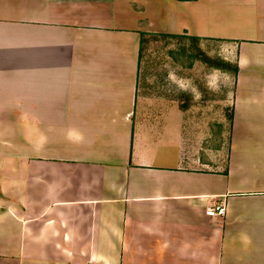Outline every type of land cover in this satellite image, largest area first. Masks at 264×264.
Instances as JSON below:
<instances>
[{
    "label": "crops",
    "instance_id": "obj_1",
    "mask_svg": "<svg viewBox=\"0 0 264 264\" xmlns=\"http://www.w3.org/2000/svg\"><path fill=\"white\" fill-rule=\"evenodd\" d=\"M149 32L232 43L227 157L141 85ZM0 110V264H264V0H0Z\"/></svg>",
    "mask_w": 264,
    "mask_h": 264
},
{
    "label": "rangeland",
    "instance_id": "obj_2",
    "mask_svg": "<svg viewBox=\"0 0 264 264\" xmlns=\"http://www.w3.org/2000/svg\"><path fill=\"white\" fill-rule=\"evenodd\" d=\"M193 36L165 32L146 34L141 45V85L150 94L165 92L176 96L183 92L185 104L205 112V117L208 112L209 120L186 121V146L202 157L211 149V155L225 158L232 130L236 84L235 57L230 59L229 54L232 43L221 38ZM8 111L0 110L3 117L8 116Z\"/></svg>",
    "mask_w": 264,
    "mask_h": 264
},
{
    "label": "built area",
    "instance_id": "obj_3",
    "mask_svg": "<svg viewBox=\"0 0 264 264\" xmlns=\"http://www.w3.org/2000/svg\"><path fill=\"white\" fill-rule=\"evenodd\" d=\"M226 211L224 203L220 202L218 204L209 206L207 209V214L209 215H222Z\"/></svg>",
    "mask_w": 264,
    "mask_h": 264
},
{
    "label": "trees",
    "instance_id": "obj_4",
    "mask_svg": "<svg viewBox=\"0 0 264 264\" xmlns=\"http://www.w3.org/2000/svg\"><path fill=\"white\" fill-rule=\"evenodd\" d=\"M193 37H195V38H197V39H200V37H198V36H193ZM236 66H235V73H237V71H238V66H237V64H235Z\"/></svg>",
    "mask_w": 264,
    "mask_h": 264
}]
</instances>
